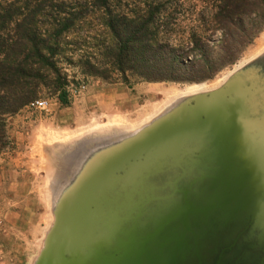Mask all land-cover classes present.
<instances>
[{
	"label": "water",
	"instance_id": "water-1",
	"mask_svg": "<svg viewBox=\"0 0 264 264\" xmlns=\"http://www.w3.org/2000/svg\"><path fill=\"white\" fill-rule=\"evenodd\" d=\"M263 55L130 135L83 148L37 264H264V207L239 201L250 183L227 190L264 151V109H249L257 92L242 88Z\"/></svg>",
	"mask_w": 264,
	"mask_h": 264
},
{
	"label": "trees",
	"instance_id": "trees-1",
	"mask_svg": "<svg viewBox=\"0 0 264 264\" xmlns=\"http://www.w3.org/2000/svg\"><path fill=\"white\" fill-rule=\"evenodd\" d=\"M263 30L264 0H0V151L42 94L69 105L90 78L204 82Z\"/></svg>",
	"mask_w": 264,
	"mask_h": 264
},
{
	"label": "rangeland",
	"instance_id": "rangeland-1",
	"mask_svg": "<svg viewBox=\"0 0 264 264\" xmlns=\"http://www.w3.org/2000/svg\"><path fill=\"white\" fill-rule=\"evenodd\" d=\"M250 57L247 53L254 50ZM264 50V30L243 56L215 78L196 83L138 82L112 83L90 78L75 86L69 105L55 95L42 94L36 100L46 107L30 104L11 116L7 133L9 143L0 151V264H37L47 245V237L56 222L57 190L83 148L106 140H116L141 129L169 107L162 108L173 96L199 89L221 86L231 74L250 58ZM69 74L83 77L68 66ZM264 55L244 74V91L256 90L249 109H264ZM206 89V91H208ZM35 101V100H34ZM259 104V106H258ZM162 108V109H161ZM257 133V131H256ZM256 141L264 144V129ZM264 146V145H263ZM248 174L230 177L228 191L238 182L251 186L239 201L264 207V184H252L264 175V151ZM70 159L69 164H63Z\"/></svg>",
	"mask_w": 264,
	"mask_h": 264
},
{
	"label": "bare ground",
	"instance_id": "bare-ground-1",
	"mask_svg": "<svg viewBox=\"0 0 264 264\" xmlns=\"http://www.w3.org/2000/svg\"><path fill=\"white\" fill-rule=\"evenodd\" d=\"M262 52H264V50L260 51L258 54H256L255 56H253L251 59L259 56L260 54H262ZM206 89L208 90L209 88H205V89H199V90H194V91H189V92H183V93H180V94H177L175 96H173L172 98H170L167 102H165L164 106L162 108H166V107H169L170 104L172 102H174V100H177L178 98H181V97H187V96H192V95H195V94H198L200 92H203V91H206ZM161 108V109H162ZM138 130V129H137ZM71 160L70 159H67L64 161L63 164H69Z\"/></svg>",
	"mask_w": 264,
	"mask_h": 264
},
{
	"label": "built area",
	"instance_id": "built-area-1",
	"mask_svg": "<svg viewBox=\"0 0 264 264\" xmlns=\"http://www.w3.org/2000/svg\"><path fill=\"white\" fill-rule=\"evenodd\" d=\"M30 105L34 106V107H39V108L42 107V108H44V107H46V102H44L42 100H35Z\"/></svg>",
	"mask_w": 264,
	"mask_h": 264
},
{
	"label": "crops",
	"instance_id": "crops-1",
	"mask_svg": "<svg viewBox=\"0 0 264 264\" xmlns=\"http://www.w3.org/2000/svg\"><path fill=\"white\" fill-rule=\"evenodd\" d=\"M259 44H260V43H258V42L255 44V48H254V50L248 52V53H247V57H250V56L252 55V53L257 49V47L259 46ZM262 54H264V52H262ZM262 54H260V55H262ZM260 55H259V56H260ZM257 57H258V56H257ZM257 57H255V58H257ZM255 58H253V59H255ZM253 59L250 58L249 61H251V60H253Z\"/></svg>",
	"mask_w": 264,
	"mask_h": 264
}]
</instances>
